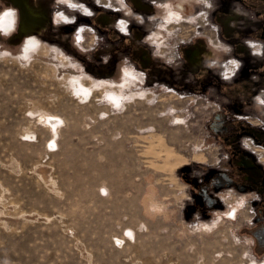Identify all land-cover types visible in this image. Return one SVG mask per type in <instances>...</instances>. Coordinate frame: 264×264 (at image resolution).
I'll list each match as a JSON object with an SVG mask.
<instances>
[{
  "label": "rangeland",
  "instance_id": "rangeland-1",
  "mask_svg": "<svg viewBox=\"0 0 264 264\" xmlns=\"http://www.w3.org/2000/svg\"><path fill=\"white\" fill-rule=\"evenodd\" d=\"M181 1L0 0V264H264V0Z\"/></svg>",
  "mask_w": 264,
  "mask_h": 264
},
{
  "label": "bare ground",
  "instance_id": "bare-ground-1",
  "mask_svg": "<svg viewBox=\"0 0 264 264\" xmlns=\"http://www.w3.org/2000/svg\"><path fill=\"white\" fill-rule=\"evenodd\" d=\"M17 2H20V0H16ZM184 2V0H182L181 1V3L179 2L178 3V7L180 8L178 11H179V13H177L176 15L177 16H182V13H183V11H184V9H183V3ZM9 14V13H8ZM7 15V14H6ZM32 15V21H30L29 23H32V25H30V27H29V29L31 30H39V28L42 26L41 24L43 23V22H45L46 20H45V16L44 15H40V14H35V13H33V12H26L25 13V16L26 17H30ZM4 16V15H3ZM38 20L39 21V25L37 26V27H39V28H36L35 26H36V20ZM4 23H6L7 25H9V27H12V25H13V19H12V17H10V16H6L5 17V19H4ZM37 42L35 41V39H34V37H31L30 39H28L27 40V42H26V44L28 45V46H31V47H33V48H35L36 47V44ZM36 44V45H35ZM38 46V45H37ZM31 50V49H30ZM73 83H71V86H72V88H73V90H74V93H76L77 95H78V98H81L82 100H83V96L85 95V96H87V94H89L90 92H91V90H90V88L89 87H87L86 86V84L85 83H82V82H80L79 80H74V81H72ZM108 97H110L111 99H112V101H113V104H115V105H117L118 104V101H119V99H118V97H117V95L116 94H113V93H111V94H108ZM109 103H110V101H109ZM111 104V103H110ZM47 121H48V124H52V125H54V124H59L60 123V119H54L53 117H50V116H48L47 117ZM234 214V213H233ZM121 240H122V238H121ZM116 241H120L119 239H116Z\"/></svg>",
  "mask_w": 264,
  "mask_h": 264
},
{
  "label": "crops",
  "instance_id": "crops-1",
  "mask_svg": "<svg viewBox=\"0 0 264 264\" xmlns=\"http://www.w3.org/2000/svg\"><path fill=\"white\" fill-rule=\"evenodd\" d=\"M244 124L252 125V123L250 121H248V120L246 122H244ZM230 140L232 141V143L238 142V137L236 135H232ZM242 149H243V147H242ZM243 154H244V156H247V157H243L242 158V163H245L246 165L252 164L253 167H255L254 162L257 159H256L254 153L244 150ZM227 159H229V158H227ZM211 173H212L211 171L208 172V176L203 179L204 181L201 184H199L196 180H194V181H196L195 182L196 186L199 187V188L201 187L204 190H211V191H217V190L225 189L227 187V183H228L227 177L222 179L221 175L220 176L211 175ZM254 192L255 191H253V193ZM214 204H215V201L210 202L208 208L213 206ZM201 210H205V209L204 208L203 209H199V211H201Z\"/></svg>",
  "mask_w": 264,
  "mask_h": 264
},
{
  "label": "flooded vegetation",
  "instance_id": "flooded-vegetation-1",
  "mask_svg": "<svg viewBox=\"0 0 264 264\" xmlns=\"http://www.w3.org/2000/svg\"><path fill=\"white\" fill-rule=\"evenodd\" d=\"M258 2H255V4H257ZM260 5H262V3H260ZM36 20V19H35ZM39 21L36 20V27L39 25ZM44 22L41 24L43 25ZM230 143V142H229ZM264 150V149H263ZM239 165L241 166L240 167V172H241V175H240V178H241V185H244V187H248L250 188V190L252 191H256L258 194L260 193V195H263V190H264V178H261V180H258L255 178L256 174H255V171L257 169H254L253 165L250 164V165H246L245 163H242V160L239 162ZM259 170V169H258ZM245 174V175H244ZM262 176L264 174H261ZM264 177V176H263ZM243 187V186H242ZM263 200H264V196L262 197ZM261 205H263L264 207V203L261 202ZM234 206H232L231 208L229 207V209H233V211L235 210V207L233 208ZM228 209V211H230ZM208 212L206 211V214ZM228 213V212H227ZM205 214V213H204ZM234 216L233 212H231V216ZM232 216V218H233Z\"/></svg>",
  "mask_w": 264,
  "mask_h": 264
},
{
  "label": "water",
  "instance_id": "water-1",
  "mask_svg": "<svg viewBox=\"0 0 264 264\" xmlns=\"http://www.w3.org/2000/svg\"><path fill=\"white\" fill-rule=\"evenodd\" d=\"M230 215H231V212H230Z\"/></svg>",
  "mask_w": 264,
  "mask_h": 264
}]
</instances>
